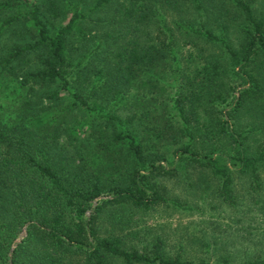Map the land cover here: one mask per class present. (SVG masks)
I'll use <instances>...</instances> for the list:
<instances>
[{
    "label": "trees",
    "instance_id": "16d2710c",
    "mask_svg": "<svg viewBox=\"0 0 264 264\" xmlns=\"http://www.w3.org/2000/svg\"><path fill=\"white\" fill-rule=\"evenodd\" d=\"M171 180L264 199V1L0 0V264H264L146 237Z\"/></svg>",
    "mask_w": 264,
    "mask_h": 264
},
{
    "label": "rangeland",
    "instance_id": "374dc122",
    "mask_svg": "<svg viewBox=\"0 0 264 264\" xmlns=\"http://www.w3.org/2000/svg\"><path fill=\"white\" fill-rule=\"evenodd\" d=\"M210 52L216 53L217 49L210 48ZM167 184L174 194L186 200L187 205L207 207L199 194L192 195L194 189L184 191L174 180ZM253 205L245 204L233 209L218 203L213 209L208 206L204 214L191 209L177 212L172 208L159 207L149 213L139 212L136 218L142 233L146 237L161 235L172 255L180 253L183 257L212 258L215 254L214 240L222 246V254L236 258L264 257V199L253 202ZM259 207L263 209L259 210ZM25 233L23 230L20 236ZM202 238L210 243L207 251L204 245L199 247L198 240Z\"/></svg>",
    "mask_w": 264,
    "mask_h": 264
}]
</instances>
